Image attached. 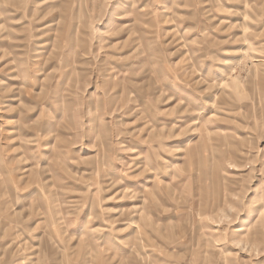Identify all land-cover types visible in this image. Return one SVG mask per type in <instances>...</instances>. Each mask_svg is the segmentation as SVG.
I'll return each mask as SVG.
<instances>
[{"label":"rangeland","instance_id":"374dc122","mask_svg":"<svg viewBox=\"0 0 264 264\" xmlns=\"http://www.w3.org/2000/svg\"><path fill=\"white\" fill-rule=\"evenodd\" d=\"M208 1L0 0V264H264V0Z\"/></svg>","mask_w":264,"mask_h":264},{"label":"bare ground","instance_id":"6f19581e","mask_svg":"<svg viewBox=\"0 0 264 264\" xmlns=\"http://www.w3.org/2000/svg\"><path fill=\"white\" fill-rule=\"evenodd\" d=\"M210 0L205 4V7H208L210 5ZM37 52V51H34V53ZM36 54H39V53H36ZM36 57V56H35Z\"/></svg>","mask_w":264,"mask_h":264},{"label":"crops","instance_id":"0c3cea01","mask_svg":"<svg viewBox=\"0 0 264 264\" xmlns=\"http://www.w3.org/2000/svg\"><path fill=\"white\" fill-rule=\"evenodd\" d=\"M25 173H31V171L29 170V171H25Z\"/></svg>","mask_w":264,"mask_h":264}]
</instances>
